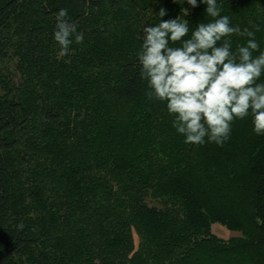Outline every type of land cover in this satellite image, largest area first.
I'll use <instances>...</instances> for the list:
<instances>
[{"label": "trees", "instance_id": "obj_1", "mask_svg": "<svg viewBox=\"0 0 264 264\" xmlns=\"http://www.w3.org/2000/svg\"><path fill=\"white\" fill-rule=\"evenodd\" d=\"M197 4L0 0V264H264V135L249 116L186 144L140 77L143 28L179 16L190 38ZM217 4L264 51V0ZM61 8L84 36L67 55Z\"/></svg>", "mask_w": 264, "mask_h": 264}, {"label": "clouds", "instance_id": "obj_2", "mask_svg": "<svg viewBox=\"0 0 264 264\" xmlns=\"http://www.w3.org/2000/svg\"><path fill=\"white\" fill-rule=\"evenodd\" d=\"M200 2L212 20L199 23L190 38L185 39L188 20L179 16L143 28L137 58L140 77L148 84L145 94L150 100L166 102L173 127L186 144L223 146L234 121L249 116L254 133L264 135V83L258 82L264 75V51L255 32L233 26L229 16L220 14L217 0ZM187 3L198 6L197 0ZM158 15L164 17L166 10L161 8ZM67 17L66 8L55 14L54 40L61 55L68 54L73 38L77 44L84 39L77 23ZM253 27L259 31L257 25ZM233 35L247 37L246 44H237L233 50ZM17 228L23 229L24 224Z\"/></svg>", "mask_w": 264, "mask_h": 264}, {"label": "rangeland", "instance_id": "obj_3", "mask_svg": "<svg viewBox=\"0 0 264 264\" xmlns=\"http://www.w3.org/2000/svg\"><path fill=\"white\" fill-rule=\"evenodd\" d=\"M3 66L6 64L5 66V70H9L10 69H14V67L12 66V63L10 61H7V59H5L3 62H2ZM213 231L215 233H217L219 236L223 237V238H229L233 235H237L238 232L236 231H232V230H229L228 228L222 226V225H217L216 227L213 228ZM136 238V242H138V238L137 236H135Z\"/></svg>", "mask_w": 264, "mask_h": 264}]
</instances>
